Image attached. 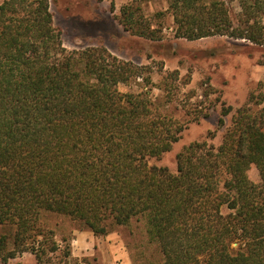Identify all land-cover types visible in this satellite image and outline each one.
<instances>
[{"label":"trees","instance_id":"1","mask_svg":"<svg viewBox=\"0 0 264 264\" xmlns=\"http://www.w3.org/2000/svg\"><path fill=\"white\" fill-rule=\"evenodd\" d=\"M168 4L178 39L264 47V0H241L238 16L225 0ZM119 22L134 36L162 40L140 5L124 6ZM151 72L105 47L67 51L49 0L1 3L0 263L30 253L37 264H80L67 240H56L53 222L63 219L95 236L141 223L134 264H264V94L237 110L219 147L185 146L172 172L151 160L204 114L183 120L166 110L179 90L177 70L162 77L161 102L148 90L120 91L140 78L147 89Z\"/></svg>","mask_w":264,"mask_h":264},{"label":"rangeland","instance_id":"2","mask_svg":"<svg viewBox=\"0 0 264 264\" xmlns=\"http://www.w3.org/2000/svg\"><path fill=\"white\" fill-rule=\"evenodd\" d=\"M4 0H0V5ZM227 1L233 16L241 11V0ZM55 28L61 33L67 51L90 47H105L120 60L151 69L152 84L145 89L140 78L136 84L120 85L121 92L148 90L153 99L164 100L160 89L162 77L177 70L174 101L166 110L175 118L193 119L196 112L207 117L189 124L173 149L161 159L151 160V165L177 170L176 156L190 143L208 141L219 147L226 130L232 125L237 110L250 102L251 94H264L258 84L264 81V47L254 46L245 40L228 37H211L197 41L175 37V24L168 12V0H49ZM129 4L140 5L145 15L152 19L154 28L162 30V40L152 41L127 32L119 22L121 9ZM158 13L165 15L156 19ZM190 78L189 84L184 82ZM190 98H189V97ZM193 96V98H191ZM190 108L189 119L184 106ZM264 106V102L262 104ZM187 107V108H188ZM231 108L225 115L224 111ZM220 119L224 125L219 126ZM250 179L258 183L259 171L249 170ZM224 213L228 212L225 207ZM56 240L63 239L71 245L72 257L80 264H134L133 255L145 240L141 223L119 227L106 236H95L76 223L58 219ZM236 246V244H235ZM2 264V263H0ZM8 264H37L35 257L25 253Z\"/></svg>","mask_w":264,"mask_h":264}]
</instances>
